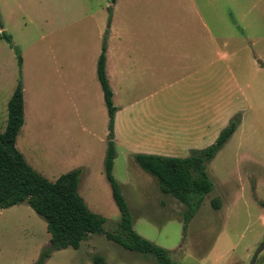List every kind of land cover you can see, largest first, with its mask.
Segmentation results:
<instances>
[{
	"label": "rangeland",
	"instance_id": "374dc122",
	"mask_svg": "<svg viewBox=\"0 0 264 264\" xmlns=\"http://www.w3.org/2000/svg\"><path fill=\"white\" fill-rule=\"evenodd\" d=\"M177 20L189 21V92L179 89L186 73L174 70L180 34L169 22ZM0 22V133L20 80L24 122L15 148L33 170L55 181L80 168L77 193L104 219V232L118 231L104 169L108 114L96 75L104 40L112 102L120 106L112 175L133 229L179 264L249 263L264 241V0H0ZM2 33L18 48L20 66ZM187 98L209 102L199 110L213 118L195 149L214 143L235 115L240 122L206 164L212 190L184 229L185 206L163 195L132 156L152 143L149 105ZM166 110L172 118L177 112ZM49 238L26 202L0 208V264H35ZM93 255L107 264H157L100 234L53 251L44 264H93ZM255 264H264V250Z\"/></svg>",
	"mask_w": 264,
	"mask_h": 264
},
{
	"label": "trees",
	"instance_id": "16d2710c",
	"mask_svg": "<svg viewBox=\"0 0 264 264\" xmlns=\"http://www.w3.org/2000/svg\"><path fill=\"white\" fill-rule=\"evenodd\" d=\"M115 3V0H110ZM1 24V22H0ZM2 38L14 49L17 63L22 58L11 39L2 33ZM96 75L108 114V140L104 160L105 175L111 188L112 198L118 208L120 220L116 233L103 230L104 219L91 212L77 193L81 169H74L49 181L33 170L15 148L19 129L23 125L22 84L18 80L7 103V124L0 133V208H7L26 202L28 206L46 222L50 235L49 245L43 250L35 264H44L55 250L72 247L77 249L89 234L104 235L118 246L138 254L151 255L157 264H179L173 261L169 252L138 235L133 229V219L119 184L112 175L115 147L113 124L117 108L113 105V92L105 74V42L103 40L98 57ZM240 115L229 120L211 145L203 149H193L187 157H167L138 153L132 156L141 170L153 176L163 195L175 198L185 206L184 229L211 192L212 183L206 172V164L216 155L237 129ZM219 208L218 200L211 202ZM264 207V203H260ZM93 264H107L100 255L92 256Z\"/></svg>",
	"mask_w": 264,
	"mask_h": 264
},
{
	"label": "crops",
	"instance_id": "0c3cea01",
	"mask_svg": "<svg viewBox=\"0 0 264 264\" xmlns=\"http://www.w3.org/2000/svg\"><path fill=\"white\" fill-rule=\"evenodd\" d=\"M169 23L180 34L176 40L178 48L173 55L175 59L174 70L185 72L187 75L184 87H179V89L184 88L189 92V21L177 20ZM131 66L134 67V64L132 63ZM148 68L155 74V66L153 64L149 65ZM107 69L108 64L105 56L106 77H108ZM152 76L154 75L152 74ZM178 83H181V81ZM149 106L155 109L152 122L149 121L151 125L149 130L153 131L154 136L152 137V143H144L146 150L143 151V154L180 158L187 157L189 151L197 147L196 143L205 138V133H207V130L213 122L212 117L202 118V115L206 117L208 113L205 111L202 112L199 109L210 106L209 102L207 103L203 99L198 102H191L189 98L176 103L159 101L152 102ZM174 107L177 109V112H175V116L172 118L166 109ZM116 108L117 112L115 113L113 124L114 129L117 128V123L119 124L120 115V106L117 105Z\"/></svg>",
	"mask_w": 264,
	"mask_h": 264
},
{
	"label": "water",
	"instance_id": "95a60500",
	"mask_svg": "<svg viewBox=\"0 0 264 264\" xmlns=\"http://www.w3.org/2000/svg\"><path fill=\"white\" fill-rule=\"evenodd\" d=\"M264 250V241L262 243H260L258 245V247L255 249V251L253 252L250 261L248 264H255L256 259L258 257V255Z\"/></svg>",
	"mask_w": 264,
	"mask_h": 264
}]
</instances>
